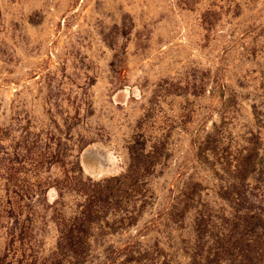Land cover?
<instances>
[{"label": "rangeland", "instance_id": "rangeland-1", "mask_svg": "<svg viewBox=\"0 0 264 264\" xmlns=\"http://www.w3.org/2000/svg\"><path fill=\"white\" fill-rule=\"evenodd\" d=\"M3 264H264V0H0Z\"/></svg>", "mask_w": 264, "mask_h": 264}, {"label": "trees", "instance_id": "trees-1", "mask_svg": "<svg viewBox=\"0 0 264 264\" xmlns=\"http://www.w3.org/2000/svg\"><path fill=\"white\" fill-rule=\"evenodd\" d=\"M4 262H3V260L2 259H0V264H3Z\"/></svg>", "mask_w": 264, "mask_h": 264}]
</instances>
